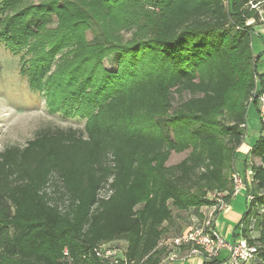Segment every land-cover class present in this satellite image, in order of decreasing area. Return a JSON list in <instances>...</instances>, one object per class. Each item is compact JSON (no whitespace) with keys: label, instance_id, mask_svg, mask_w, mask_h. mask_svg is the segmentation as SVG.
I'll return each mask as SVG.
<instances>
[{"label":"trees","instance_id":"trees-1","mask_svg":"<svg viewBox=\"0 0 264 264\" xmlns=\"http://www.w3.org/2000/svg\"><path fill=\"white\" fill-rule=\"evenodd\" d=\"M21 1L0 0V14ZM227 1L43 0L0 19V39L15 53L40 37L45 15H56L44 36L61 55L52 83L58 111L87 116L82 131H44L0 152V264H104L96 249L115 240L127 242L119 264H162L174 209L213 204L210 190L232 191L249 105L260 113L264 72L253 41L264 33L247 25L259 19L256 0ZM87 29L99 35L88 39ZM108 58L116 70L105 67ZM249 157L261 163L251 167L252 198L233 239L257 244L253 264H264L262 116Z\"/></svg>","mask_w":264,"mask_h":264},{"label":"rangeland","instance_id":"rangeland-1","mask_svg":"<svg viewBox=\"0 0 264 264\" xmlns=\"http://www.w3.org/2000/svg\"><path fill=\"white\" fill-rule=\"evenodd\" d=\"M42 1L43 0H22L21 2L15 4L7 12L0 14V19H2L5 15H12L18 11H22L31 5H39ZM231 2L232 0H228L226 5L230 7ZM250 4V9L259 15V19L250 18L247 21V25L253 26L255 32L257 33H264V25L262 24L264 21V0L252 1ZM44 17L46 23L42 26L44 29L41 30L40 37L31 38L28 44L18 52L14 53L11 51L6 46L4 41L0 39V152L9 147H24L30 140L34 139L37 135L44 131H56L58 129H77L82 131L84 130L87 121V116L82 114L71 113V115H67L64 111H58V107L62 103V97L55 96L53 93L55 87H52V83L57 81V78L60 76V73L56 71V65L61 55L60 53L55 55V52L50 50L51 48L47 46V40H45L44 36L46 31H49V33L55 31L58 19L56 15L52 14L45 15ZM36 19H39L38 16ZM39 21L42 23L41 19H39ZM77 25L79 26V24ZM1 28L2 25L0 21V29ZM79 28L82 27L79 26ZM33 29L36 31L34 25ZM86 34L88 39H92L94 35H99V29H96L94 34L90 29H87ZM39 39L41 42H39ZM253 47L255 55L261 54L258 72L263 73V38L255 35ZM35 49H39L37 50L38 54L34 52L36 51ZM46 51L47 53L50 51L48 55L52 57H50L41 68L36 70L33 69L32 67L35 68V66L32 60L40 53L42 54ZM104 65L109 70L117 69V63L114 58L106 59L104 61ZM33 71L35 75H32ZM257 79V83H259L258 89L261 90L260 79ZM174 103H178V98L174 100ZM222 115H228L227 108L223 110ZM256 130H260V113L258 112L256 105L251 103L248 107L245 140H256L252 137L254 131ZM187 155L188 152L181 154L172 153L168 164H176ZM251 163L252 165L260 164L261 161L259 158L251 157ZM235 164L241 171V175L244 176L245 166L243 163V157H237ZM251 167L252 166L250 165L247 169L248 185L245 186L240 193L236 194L234 198L231 197L229 199L228 207L230 211L231 208L233 209V219H241L246 210L247 199L251 189ZM225 193V191L218 190L207 191L204 197L213 202V204L203 205L199 209L189 208L182 211L174 209V219L170 225L166 226V232L163 240L179 235L188 228L194 227L196 224H200L204 220V213H208V210L218 205L217 199L220 197L219 195H223L224 199L228 198L225 196ZM230 216L231 215L227 216L226 220V217L224 218L223 216H220L219 218H221L220 221L225 220V222L231 224L230 220L233 219H231ZM240 219L237 221L239 222ZM253 235L257 237L259 234L258 232H253ZM229 241H234L233 234L229 237ZM109 244L111 248L120 250L117 251L113 257L108 259V264H114L116 260L119 261L124 257L123 250L126 249L127 242L125 240H115ZM160 246L165 248V255L162 263L171 264L168 263V247L165 244ZM188 252L189 249L185 248L181 251V255L184 256Z\"/></svg>","mask_w":264,"mask_h":264},{"label":"built area","instance_id":"built-area-1","mask_svg":"<svg viewBox=\"0 0 264 264\" xmlns=\"http://www.w3.org/2000/svg\"><path fill=\"white\" fill-rule=\"evenodd\" d=\"M258 99L260 116L264 117V91ZM232 183V192L225 193V196L229 197V199L240 193L247 186L246 180L238 172L232 174ZM219 196L217 199L218 205L208 210V213H204V220L200 224H196L194 227L188 228L181 234L169 239H162L160 245L165 244L168 247V263L184 264L188 262L198 264L201 262L200 264H204L225 253L227 258L222 264H253L259 255V246L257 244H250L243 237L231 242L227 241L225 236L216 229L215 223L218 214L228 207L229 202V200L224 199L223 195ZM251 198L248 195L247 201L249 202ZM185 248H188L189 252L182 256L181 251ZM117 251L120 250L111 248L109 243H105L96 249L97 255L103 260L104 264H108V259L113 257ZM123 252L125 257L126 249ZM119 262L120 260H116L114 264Z\"/></svg>","mask_w":264,"mask_h":264},{"label":"crops","instance_id":"crops-1","mask_svg":"<svg viewBox=\"0 0 264 264\" xmlns=\"http://www.w3.org/2000/svg\"><path fill=\"white\" fill-rule=\"evenodd\" d=\"M259 133V134H258ZM258 135H260V130H256V131H254V134L252 135V137L254 138V139H257L259 136ZM246 139V138H245ZM253 141H256V140H253ZM253 141H251V140H249V141H247V140H244V142H243V144L241 145V147L239 148V150H238V153H237V157H239V156H241V157H243V163H244V169H245V174H247L248 172V168H249V166L251 165L252 166V163H251V157H249L248 158V153H249V151H250V149L252 148V146L254 145V143L255 142H253ZM253 143V144H252ZM237 157H236V159H237ZM236 161V160H235ZM235 169H236V171L235 172H240V174H241V171L239 170V168L236 166V164H235ZM248 175V174H247ZM250 177H251V175H250ZM226 193H228V192H226ZM232 198H234V197H232ZM233 200V199H232ZM232 200H230V201H232ZM233 209L231 208V211L229 210V207H227V209L225 210V211H222V212H220L219 214H218V217H217V220H216V223H215V227H216V229L223 235V236H225V238L227 239V241H229V237L234 233V230H235V225L237 224V220L238 219H240V218H234L233 219ZM229 215H231L230 216V218L231 219H233V220H230L231 222V224H229V223H227V222H225V220L227 219V216H229ZM220 216H223L224 218H225V220H222V221H220V219L221 218H219ZM223 218V219H224ZM241 220V219H240ZM167 225V224H166ZM201 262H199L198 264H200ZM162 264H164V263H162ZM165 264H167V263H165ZM184 264H193V263H188V262H186V263H184Z\"/></svg>","mask_w":264,"mask_h":264}]
</instances>
